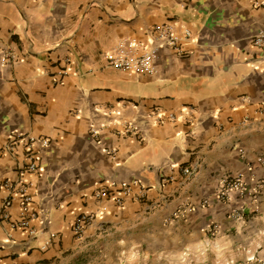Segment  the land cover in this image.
<instances>
[{"label": "crops", "instance_id": "0c3cea01", "mask_svg": "<svg viewBox=\"0 0 264 264\" xmlns=\"http://www.w3.org/2000/svg\"><path fill=\"white\" fill-rule=\"evenodd\" d=\"M168 22L185 53L163 48L156 74L109 64L121 39L150 47ZM259 33L251 0H0V148L49 140L39 173L23 170L24 140L0 155L2 263L264 264ZM5 181L27 185L26 213ZM133 182L124 206L96 197ZM8 199L12 220L32 219L30 243L1 218ZM83 214L95 219L79 238Z\"/></svg>", "mask_w": 264, "mask_h": 264}, {"label": "built area", "instance_id": "2783aa9c", "mask_svg": "<svg viewBox=\"0 0 264 264\" xmlns=\"http://www.w3.org/2000/svg\"><path fill=\"white\" fill-rule=\"evenodd\" d=\"M256 8H264V0H251ZM152 43L150 47H145L144 44L134 38H124L119 41L117 46L106 53L105 57L109 64L118 69L125 71L129 74L141 76V75H154L157 73L156 62L158 59L159 52L166 47H169L176 51L179 55L185 53V49L182 45L181 36L176 32V26L172 22H168L161 25H156L150 29ZM184 38H190L192 36L191 30L184 28L183 31ZM253 44L260 50H264V33H259L253 38ZM170 119L174 120L175 115H170ZM129 128H133L131 125ZM127 131L129 129L127 128ZM94 133H98L97 130ZM24 140L25 145V158L26 165L23 166V170L27 172L39 173L41 170L40 157L36 149V144L42 147H47L49 145V140L42 137H37L33 135H17L14 140L8 145L0 148V155L5 152L15 154L17 153V143ZM260 162L264 163V157L259 159ZM182 172L187 177H192L195 174V169L191 167H186L182 169ZM230 177L228 184L232 185V188H244L242 184V179L237 178V184L233 185L231 180L234 178ZM133 183H122L116 184L112 183L109 187H105L100 190L96 197L97 199L106 198L109 201L114 202L118 206H124L127 198L132 193ZM4 186L8 189L15 190L21 200V209L23 213H26L32 202V195L29 193V189L26 184L22 182L13 183L11 181H5ZM114 189L115 191H111ZM12 207V199H8L5 203V207L2 211L1 218L4 221L9 222L11 229H22L28 232L29 243L32 239L37 238L38 231L32 227L31 218L23 216L18 220H12L10 215V208ZM95 219L92 214H83L79 216L74 222V232L76 237H82L85 229L89 227ZM27 243V244H29ZM49 242L46 243V248ZM250 261H254V258H249ZM0 264L2 260L0 259Z\"/></svg>", "mask_w": 264, "mask_h": 264}]
</instances>
